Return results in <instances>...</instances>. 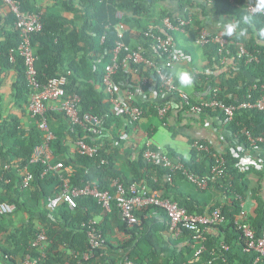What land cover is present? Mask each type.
<instances>
[{"label": "trees", "instance_id": "obj_1", "mask_svg": "<svg viewBox=\"0 0 264 264\" xmlns=\"http://www.w3.org/2000/svg\"><path fill=\"white\" fill-rule=\"evenodd\" d=\"M167 1L171 2L169 4L176 5L177 8L173 9L172 6L164 5L166 0L63 1V8L72 13L71 19H68L64 13L54 15L49 11L51 7L38 5L37 0H13V4L20 14L41 16L42 29L31 36V45L38 53L36 70L39 81L44 84L52 78L66 77V95L77 94L79 96L81 114L104 119V134L103 137L98 138L88 135L79 127H72L63 114L47 112L48 124L55 135V142L52 145L54 164L60 161L64 167L73 169L69 178L70 187L81 188L88 182H94L100 192H109L113 196L116 192L113 183L118 181L125 189L134 184L138 188L144 185L149 194L157 191L162 197L175 202L189 214L206 215L220 207L225 223L223 227L216 228L223 235L213 237L207 233L204 234L205 250L198 257H193L192 246L195 244L192 239L193 235L188 231H183L178 238H173L169 232L168 219L161 209L148 206L136 211L135 214L141 221V227H130L122 222L115 202H112L111 210L106 212L94 199L82 197L77 199V207L69 211L65 204L57 203L60 195L57 175L49 173L41 178L43 168L39 165L29 166L31 181L26 189H21L23 177L21 164L29 160L33 148L41 141L40 134L35 127L30 128L28 132L19 129L18 119L13 118L9 124L4 123L3 127L11 136H16V141L10 148H0L2 163L0 166L2 173L0 174V203L5 202L14 206L12 213L0 214L2 264H18L25 256L35 258L38 253L32 249L31 244L40 229L46 232L52 243L46 258L38 264H65L66 252L84 253L88 250L86 230L82 224L89 220L97 222V227L104 238L109 223L116 222L121 230H130L133 236L131 243H135L137 247L143 243L151 248L147 254L146 264H154L155 257L165 251L164 247L155 245L154 238L158 234H166L169 237L166 245L173 247L182 245L187 240L183 249L171 254L167 264H252L255 261L257 255L245 249L246 245L241 239V233L233 222L240 213L239 202L235 195L245 196L253 187L249 175L257 178L258 188L253 189L254 195L257 194L259 188H264V157L260 151H257L256 157L262 158L261 168L251 167L243 173L235 167L238 159L233 158L230 152L226 151L227 176L221 182L224 187L218 189L216 184L209 189H213L222 201L214 200L210 204H201L183 192L179 183L186 182V179L181 173L172 175V183H168L166 176L170 174L169 170L146 164L142 159V149L137 161L130 165L134 175L131 181L122 177L116 169L114 159L120 154L118 146L120 142L116 143L113 138L116 139L122 130L128 133L131 127L147 119L151 114L156 117V106L168 102L163 99L165 96L159 99L158 82L156 77H152L153 73L150 70L141 65L136 67L127 65L119 69L114 81L117 88L122 91L129 89L134 93L138 89L147 96L149 95L146 103L140 99L133 100V106L142 110L140 120L128 127L123 119L116 115L113 107L105 103L107 95L104 92L102 80L105 65L110 61V55L118 41L117 26L120 25L124 29L122 41L126 46L132 49L140 47L142 56L150 60L161 61L152 50L153 40L144 35L146 32L161 37L172 36L177 47H179L176 41L177 35L190 32L194 43L200 32L207 30L204 25L205 18L213 15L234 21L243 15H250L246 11L245 3H254V0ZM191 8L192 10L195 8L200 14L190 12ZM1 12L5 14L2 15ZM117 14H121L120 19ZM165 18L173 24L180 21H189V24L184 27L183 33L166 32L162 24ZM15 22L16 16L11 11V7L0 3V74L14 70L16 74V82L13 84L14 98L16 101L23 100L27 103L29 90L25 81L23 62L18 55L14 54L15 62L10 61V51L16 50L21 42ZM244 27H247L246 36L228 38L232 44L223 49L222 53H219V48L215 45H208L203 49L198 47L203 51L207 62L201 69H196L193 82L195 92H201L209 87L218 89L219 100L226 105L236 106L246 100L248 90L254 80L259 79L264 82V36L259 35L260 32H264V16L257 14L253 20V26ZM101 38H104L102 43ZM239 45H242L247 52V55L241 58L238 57ZM251 57H255L257 62H247ZM134 68L136 75L148 79L144 85L140 84L141 87H137L138 82L132 80L133 75L129 72ZM165 74L168 73L165 72ZM257 87L259 88V84ZM152 92H157L156 97H152ZM260 94H262L260 89L258 92L253 91L252 101ZM192 103L196 101L192 100ZM177 111H179L178 115L182 113V107H177ZM208 115L212 116L211 113ZM221 121L224 122V119L222 118ZM214 128L221 130L227 136L229 132L237 134L239 143L248 151L249 145L246 138L239 135V130L246 128L254 137H264V115L255 111H239L233 122L222 126L216 125ZM167 130L172 137L175 136L173 128L167 127ZM147 137L152 138V133H148ZM77 141L98 147L96 156L89 158L72 153L71 145L73 147ZM195 141L197 139L190 138L189 144L192 145ZM259 146L260 150L264 149V143ZM152 149L157 148L152 147ZM162 151L173 158L179 157L184 167L196 175L205 174L211 165V160L207 155L193 149L191 159L188 161L177 156L168 147ZM11 163L14 164L13 167L6 171L3 167ZM17 165L19 168H14ZM198 192L203 193L204 191ZM153 213L155 215L149 218ZM249 223L257 235L264 231L263 197L257 198V209L255 214L249 218ZM221 244L228 246L229 249H235L234 255L231 251L224 252ZM105 246L107 244L95 251L93 260L95 259L97 264H108L103 255L100 258ZM71 257L72 261L68 264H77L78 261L73 256ZM135 257L140 258V255L135 254ZM261 262L264 263V260ZM80 264L85 263L82 261Z\"/></svg>", "mask_w": 264, "mask_h": 264}, {"label": "built area", "instance_id": "obj_2", "mask_svg": "<svg viewBox=\"0 0 264 264\" xmlns=\"http://www.w3.org/2000/svg\"><path fill=\"white\" fill-rule=\"evenodd\" d=\"M0 3L9 5L11 11L16 16L15 28L19 33L21 42L16 50L10 51V61L12 63L15 62L14 54L18 55L23 62L25 81L29 90V101L25 104V110L28 117L33 121L34 127L39 132L41 141L33 148L29 160L21 164L23 177L20 188L26 189L31 181L32 175L29 173V166L39 165L43 168L41 178L49 173L57 175L60 189L57 203L65 204L69 211H73L77 207V199L82 197L94 199L106 212L111 210V204L115 202L122 222L130 227H141V221L135 214L136 211L148 206L161 209L168 219L169 232L173 238H178L183 231H188L193 235L192 239L195 242L194 246H192L194 251L193 256L198 257L205 250L204 234L207 233V228L225 223V218L221 213L220 207L206 215L189 214L184 208L162 197L157 191L149 194L144 185L138 188L134 184L125 189L118 181L113 183L116 190L113 196L109 192H100L94 182H88L81 188L70 187L69 178L73 173V169L64 167L60 161L54 164L52 145L55 142V135L50 129L46 114L47 112L61 113L72 127H79L88 135L90 134L98 138L103 137L104 134V119L88 114H81L79 96L77 94L66 95V77L52 78L44 84L39 81L36 70L37 56L31 45V36L42 29L41 16H25L20 14L18 8L13 4V0H0ZM252 6L253 4L250 2L245 3L246 11L250 15L253 14ZM262 15L264 16V14ZM117 17L120 19L121 14H117ZM162 24L166 32L183 33L184 27L189 24V21H180L173 24L169 19L165 18ZM117 31L118 41L115 43L110 55V61L105 65L102 86L107 95L105 103L113 107L116 115L123 119L125 125L129 127L137 123L142 116V110L137 106H133V92L129 89L125 91L118 89L114 81L119 69L122 66H127V62H132L143 66L153 73L152 77H156L158 82L159 88L157 91L159 96H169L176 99L178 106L182 107L184 116H203L207 123L206 126L211 127V130L219 134L220 143L222 144L219 147H214L207 142L197 140L190 146L191 150L203 153L211 160V165L207 172L203 175H196L184 167L179 157L173 158L168 156L153 138L146 137L141 146L143 150L142 159L146 164L169 170L170 174L166 176L168 183H172V175L181 173L185 177L186 182L197 191H207L216 184L218 185V189H223L224 185L221 182L227 176V150L233 158L238 159L235 167L240 173L250 170L251 167L255 169L261 168L260 161L262 158H257L256 153L260 151L264 157V149H259V144L264 143V137H254L246 128L239 130V135L246 138V142L249 145V150L246 151L239 143L237 134L229 132L227 136L221 130L214 128V126H222L233 122L239 111H255L264 115V82L259 79L254 80L248 90L249 94L246 100L236 106L226 105L223 101L219 100L217 96L218 89L210 87L201 92H195L190 97L175 85L171 75L176 64L187 62L190 59L188 55L176 46L174 37L169 35L163 37L156 36L151 32L144 34L147 38L153 40L151 45L152 50L161 59V61H154L142 56V49L140 47L132 49L123 43L124 29L122 26H117ZM103 39L101 38V43ZM194 44L201 49L208 45H215L219 48V53H222L223 49L231 45L232 42L223 35H212L207 30H202ZM238 48V57L241 58L247 55L242 45H239ZM121 54H123V58H121ZM251 61L257 62V59L251 57L247 62ZM165 72L169 75L165 74ZM257 84H259V88ZM121 85L123 86V84ZM259 89L262 94L252 101V92H258ZM192 100L196 101V103H192ZM171 109L172 106L169 102L156 106V116L161 123H165V119ZM208 113H211L212 116L210 117ZM222 118L224 122L221 121ZM71 132H73V129H71ZM152 147H156L157 149L153 150ZM72 148V153L89 158L96 156L98 153V147L88 145L82 141H77ZM5 170L7 171L8 167H5ZM211 190L214 191L213 189ZM235 198L239 202L240 213L234 218L233 224L241 233V239L244 240L246 245L245 249L257 255L252 264H258L264 260V231L257 235L249 223L248 208L252 195L249 191L245 196L236 194ZM13 210L14 206L5 202L0 203V214H10ZM153 215L155 213L149 216V218ZM82 227L86 230L88 250L83 254L73 253L72 256L79 263L82 261L87 263L93 260L95 251L105 245V240L102 232L97 227L96 221L89 220L83 223ZM49 245L50 240L46 232L40 229L32 243V249L38 252V256L35 258L25 256V260L21 264L40 263L46 258ZM124 264H132V262L125 258Z\"/></svg>", "mask_w": 264, "mask_h": 264}, {"label": "crops", "instance_id": "obj_3", "mask_svg": "<svg viewBox=\"0 0 264 264\" xmlns=\"http://www.w3.org/2000/svg\"><path fill=\"white\" fill-rule=\"evenodd\" d=\"M37 1H38L37 3L38 5H41V6L46 5L47 7H51L49 11L54 13V15H58L60 14L58 11H62V13H64L66 17H68V19L72 18V13L65 10V8H63L62 6V2L66 0H37ZM169 3L171 2L166 0V2L163 4L169 7L172 6L173 9L177 8L176 5L169 4ZM191 11L195 12L196 14H200V12L196 10L195 8H193V10L191 8L190 12ZM4 14L5 12L2 13V15ZM69 16H71V18ZM226 21H230V20L227 18H221V17L218 18L213 15H210L204 20L205 29H207L209 33H216V34L222 35L219 25L223 24ZM177 39H178L177 44H180L179 46L180 49L186 55H188L190 59L187 62L176 64L173 71L176 69H185V70L190 71L194 78L195 72L198 69H201V67H203L207 62L203 56V53H202L203 51L199 49L196 45H194L193 40H192V35L190 34V32H187L185 35H177ZM35 54L36 56L38 55L36 50H35ZM132 75H133L132 80H135L136 82H138L137 87H141L140 84L144 85V81L147 82L148 80L146 79V77H140L139 75H136V74H132ZM173 80H174L175 85L178 86L174 78ZM15 82H16V74L14 70L11 69L10 71L8 70L7 73L0 74V148L1 147H4L6 149L10 148L16 141V136L15 135L11 136L4 129L3 127L4 123L9 124V121L14 118V120L18 119L20 123L19 129H22L28 132L30 128L34 127L33 121L28 117L26 110H25L26 102L23 100L16 101V99L14 98L15 94L13 91V84ZM179 89L181 88L179 87ZM181 90L191 97L195 93L194 83L190 89L188 90L181 89ZM148 96L147 94L142 93L141 90L139 91L138 89H136V92L133 93V100L140 99L141 101L146 103ZM152 97H156L155 92L154 93L152 92ZM159 99H162V97L159 96ZM163 99L165 101H168L170 105L172 106V109H171L172 112H169V114L167 115L165 119L166 122L164 124L161 123V121L157 118V116L155 117L153 116V114H151L147 119L145 118L141 120L140 123H138L137 125L131 127L128 133L122 130V133L119 132V135L116 139L113 138V141H116V143L120 142V145H118L120 148V154L114 159L116 163V169L118 170V172H120L122 177L124 176V178L130 181L132 177H134L133 171L130 165L134 163L135 161H137V159L139 158L141 146L145 138L148 136V133H152L153 140L161 147L162 150L168 147L177 156H180L184 160H187V161L191 159V147H190L191 145L189 144L190 138L208 142L214 147H219L220 145H222L220 143L219 134L215 132L214 130H211V127L206 126L207 123L204 117H188V116H184L182 113L178 115L177 112L179 111H177V107L179 106H178V102L176 101V99L174 98L171 99L168 96H165ZM167 127L173 128L174 134H175L174 137H172V134L169 133V131L167 130ZM105 136L107 135L105 134ZM72 150L73 148L71 145L70 151ZM11 161L15 162L13 159H11ZM1 164L2 163L0 161V166ZM13 165L14 164L11 163L10 165L5 166V167H8L7 171H9L13 167ZM15 167H17V169L19 168L18 165L14 166V168ZM0 174H2L1 170H0ZM249 178L253 186L250 189L252 199H251V202L249 203V208H248V212H249L248 214L251 217L255 214V210L257 209V198H260V197L264 198V188H259L257 194L254 195L253 189L258 188V186L256 185L257 178L253 175H249ZM7 182L8 181H6V183ZM179 185L185 194L190 195L191 197H193L196 201H198L201 204H210L214 200L222 201V198L220 199L218 194L212 190H207V191H204L203 193H199L198 191L195 190L196 192H198V194L209 197V199L203 198L202 200H197L190 193V189L188 188L189 185L187 182L179 183ZM222 225L223 224L210 227L207 230V234L213 237H217L219 234L223 235L216 228L218 226L223 227ZM107 228L108 230L106 231L105 238H104L105 244H107V246H105V248L103 249L102 254L100 255V258L104 256L103 258L107 259L108 264H124L125 258H127L130 262H132V264L134 262L136 264H146L147 254L149 250L151 249L150 247H148L146 244H143V243L139 244V246L137 247L135 243H131L130 241L133 239V236H132V233L129 232L130 230L128 231H126V229L121 230L119 228V224L116 222H114L113 224L109 223ZM168 240H169V237L166 234H161V235L158 234L154 238L155 245L157 247H164L165 249L163 254L155 257V260L153 262L154 264H161V263L167 264V261L169 257L171 256V254L173 252L178 253L187 244V240H185L182 245L173 247V246L166 245V243H168ZM51 243L52 241L50 240V245L47 250L48 252H49V249L51 248ZM223 247H225V249H223ZM221 249L224 252L231 251L233 252L232 255H234L235 249H229L228 246L224 244H221ZM66 253L67 254L64 255V260H65V264H68V262L72 261L71 256L73 255V253H78V252L69 251ZM78 254H83V253H78ZM135 254H139L140 258L135 257ZM24 260H25V257L18 264H21ZM0 264H2L1 256H0ZM77 264H80V263L78 262ZM85 264H97V262L94 259ZM259 264H264V263L260 261Z\"/></svg>", "mask_w": 264, "mask_h": 264}, {"label": "clouds", "instance_id": "obj_4", "mask_svg": "<svg viewBox=\"0 0 264 264\" xmlns=\"http://www.w3.org/2000/svg\"><path fill=\"white\" fill-rule=\"evenodd\" d=\"M253 14L243 15L234 21H226L219 25L221 34L224 37L231 38L236 36L237 38L244 37L247 34V27L253 26V20L257 14H264V0H254ZM260 36H264V32L259 33ZM172 77L177 82L181 89L188 90L192 87L194 78L190 71L185 69H176L171 73Z\"/></svg>", "mask_w": 264, "mask_h": 264}, {"label": "rangeland", "instance_id": "obj_5", "mask_svg": "<svg viewBox=\"0 0 264 264\" xmlns=\"http://www.w3.org/2000/svg\"><path fill=\"white\" fill-rule=\"evenodd\" d=\"M59 13H62V11H58ZM70 18H71V16H69ZM176 41H177V43H178V39H176ZM178 46H180V44H178ZM126 65H132V66H134V67H136V66H139V65H136V64H134V63H132V62H127L126 63ZM131 67V66H130ZM129 72L130 73H132V74H136V69L134 68L133 70L132 69H130L129 70ZM140 82V81H139ZM142 83V82H141ZM144 84H145V81H144ZM199 117H203V116H201V115H198ZM159 138V137H158ZM158 142V141H157ZM189 186H188V188L190 189V193L197 199V200H202L203 198H208L209 199V197L208 196H203V195H201V194H198V192H196L195 191V188H193V186L192 185H190V184H188ZM191 186V187H190ZM208 194V193H207Z\"/></svg>", "mask_w": 264, "mask_h": 264}]
</instances>
